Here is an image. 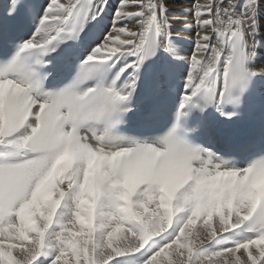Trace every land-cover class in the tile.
Instances as JSON below:
<instances>
[{
  "label": "snow or ice",
  "instance_id": "obj_1",
  "mask_svg": "<svg viewBox=\"0 0 264 264\" xmlns=\"http://www.w3.org/2000/svg\"><path fill=\"white\" fill-rule=\"evenodd\" d=\"M262 4L11 0L0 264H264Z\"/></svg>",
  "mask_w": 264,
  "mask_h": 264
},
{
  "label": "bare ground",
  "instance_id": "obj_2",
  "mask_svg": "<svg viewBox=\"0 0 264 264\" xmlns=\"http://www.w3.org/2000/svg\"><path fill=\"white\" fill-rule=\"evenodd\" d=\"M168 6H169V11L172 13H181V12H186L190 6L185 5V1L183 0H168ZM262 7H264V4H262ZM178 19H188L191 20L190 16L184 17L180 16L177 17ZM181 25H176V27H180ZM264 34V32H262Z\"/></svg>",
  "mask_w": 264,
  "mask_h": 264
},
{
  "label": "rangeland",
  "instance_id": "obj_3",
  "mask_svg": "<svg viewBox=\"0 0 264 264\" xmlns=\"http://www.w3.org/2000/svg\"><path fill=\"white\" fill-rule=\"evenodd\" d=\"M201 2H203V0H201Z\"/></svg>",
  "mask_w": 264,
  "mask_h": 264
}]
</instances>
